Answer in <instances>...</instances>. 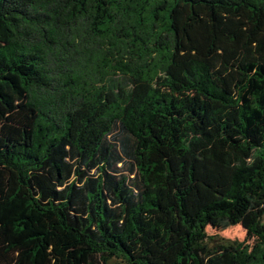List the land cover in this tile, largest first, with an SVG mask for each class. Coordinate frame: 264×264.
<instances>
[{"label": "trees", "instance_id": "trees-1", "mask_svg": "<svg viewBox=\"0 0 264 264\" xmlns=\"http://www.w3.org/2000/svg\"><path fill=\"white\" fill-rule=\"evenodd\" d=\"M0 264H264V0H0Z\"/></svg>", "mask_w": 264, "mask_h": 264}, {"label": "rangeland", "instance_id": "rangeland-1", "mask_svg": "<svg viewBox=\"0 0 264 264\" xmlns=\"http://www.w3.org/2000/svg\"><path fill=\"white\" fill-rule=\"evenodd\" d=\"M118 167L120 168L122 173H128V165L121 163L118 164ZM206 232L208 235L213 236L215 239H238L241 240L245 236L244 229L240 225H233L229 226L224 229H216L214 227H206ZM209 243H212V241H209Z\"/></svg>", "mask_w": 264, "mask_h": 264}]
</instances>
